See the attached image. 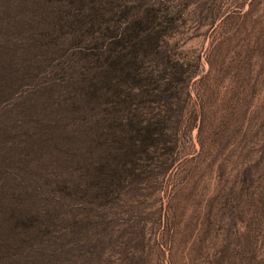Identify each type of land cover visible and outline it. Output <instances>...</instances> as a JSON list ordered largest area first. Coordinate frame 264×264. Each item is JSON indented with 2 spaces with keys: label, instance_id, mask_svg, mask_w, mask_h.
Masks as SVG:
<instances>
[{
  "label": "rangeland",
  "instance_id": "obj_1",
  "mask_svg": "<svg viewBox=\"0 0 264 264\" xmlns=\"http://www.w3.org/2000/svg\"><path fill=\"white\" fill-rule=\"evenodd\" d=\"M91 2L103 42L67 25ZM138 28L197 77L140 111L166 119L173 151L104 185L86 169L101 111L69 110L73 83L84 51ZM166 55L145 57L153 78ZM0 264H264V0H0Z\"/></svg>",
  "mask_w": 264,
  "mask_h": 264
},
{
  "label": "trees",
  "instance_id": "obj_2",
  "mask_svg": "<svg viewBox=\"0 0 264 264\" xmlns=\"http://www.w3.org/2000/svg\"><path fill=\"white\" fill-rule=\"evenodd\" d=\"M91 6L89 19L74 13L71 25L65 23L75 34L87 33L98 42H103L107 35L94 28L95 24H101L102 20L99 8L95 7V2H91ZM88 25L91 28H87ZM137 25L138 23L135 27ZM137 32L128 47L118 45L120 42L114 41L109 44L108 49L106 45H97L92 51H84L82 55L91 60L90 67L87 72H83L84 76L75 79L73 83L74 97L79 99L80 104L78 106L74 102L72 106L69 105V110L78 112L79 107L83 106L86 109L101 111L98 114L96 131L93 134L87 133L86 143V150L90 151L89 139V146L93 149L89 152L91 156L96 151L100 153L96 159H86L89 163L86 169L91 171L92 179L101 180L104 185L111 182L110 172L116 173L119 166H125L129 162L133 164V169H136L137 163L142 160L141 156L146 155L149 158L159 149L160 144H169L166 151H173L166 119L161 117L160 120L145 121L140 111L144 107L153 109L162 104L172 108L173 100L178 95L177 84L188 85L197 77L196 73H191L184 64L161 50V36L158 31L154 33L152 30L153 34L148 33L146 37L140 28ZM162 53L166 55L167 66L164 75L156 79L153 78V70H149L143 62L148 55L161 56ZM142 55L143 57H140ZM187 95L191 98L190 93ZM106 110L116 111V118H101L106 115L102 113ZM10 218L11 225L27 229H30L35 221L25 211H17Z\"/></svg>",
  "mask_w": 264,
  "mask_h": 264
}]
</instances>
